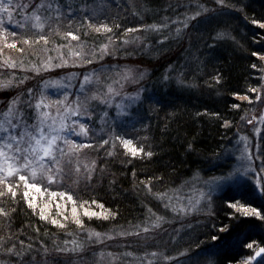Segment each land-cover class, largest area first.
I'll use <instances>...</instances> for the list:
<instances>
[{
    "label": "snow or ice",
    "instance_id": "snow-or-ice-1",
    "mask_svg": "<svg viewBox=\"0 0 264 264\" xmlns=\"http://www.w3.org/2000/svg\"><path fill=\"white\" fill-rule=\"evenodd\" d=\"M129 7L136 16L149 10L139 6L136 0H0V264H60L62 259L64 264H85L89 252L93 264H159L161 258L173 259L156 249L136 250L127 244L116 245L123 247V251H113L105 243L118 237L141 234L147 237L161 229L167 218L151 205L144 219L135 225L101 232L91 227L85 217L110 220L117 216L116 211L99 199L84 200L69 191L52 190V185H62L66 178L77 184L81 180L91 184L110 175L109 183L114 187L117 176L110 171L105 158L122 155L121 163L131 164L133 160L157 155L148 143L145 105L154 111L170 101L164 96L149 95L141 84L149 69L135 64L107 63L106 58L115 57L119 61L132 56L159 55L166 41L179 42L190 30H196L200 32L204 51L195 50L196 54L191 56L194 66L177 67L170 62L160 80L165 86L174 83L182 89L198 87L199 76L206 74L209 61L220 59L216 55L219 46L230 37L228 29L220 26L223 24L220 17L229 15L230 11H243L245 6L239 0H176L175 8L168 4L165 9H171L174 15H164L160 22L125 27L120 15H113L112 10L126 13ZM181 8L183 11H179ZM251 23L264 29V19L252 18ZM12 25L15 27H10ZM155 35L159 36L158 41H154ZM189 47H192L191 42ZM253 55L264 60V51H255ZM258 67L264 73V65H251L252 69ZM66 68L80 71L62 74L56 71ZM189 69L193 72L191 78L187 74ZM224 79L223 69L214 67L213 74L208 75L204 83L215 87ZM129 83L139 87L133 92L124 91ZM249 90L255 95L233 91L232 96H239L250 106L253 101L264 103V84L249 86ZM232 108L239 109L241 104L233 103ZM203 114L222 119L226 129L235 123L207 108L196 113L197 116ZM169 115L174 116L175 111ZM248 117L245 111L241 121L264 125V111L257 115L253 107L251 118ZM120 128L142 130L145 135L130 137L119 131ZM253 130L257 134L255 140L237 129L236 143L229 141L230 147L225 149L228 159L232 153L236 154L235 167L224 176L210 178L206 182L210 185L207 192L199 190L195 199L180 195L185 188L196 191L188 187L187 181L163 190L154 187L155 181L162 180L159 176H147L139 184L146 194L177 216L199 211L202 200L209 202L210 210L211 193L221 184L249 177L254 182L253 194L264 200V145L261 143L264 132L255 126ZM185 151H196L194 142H188ZM217 158L224 156L218 153ZM256 160L260 163L256 164ZM132 176H137L136 169H132ZM198 176L199 170L193 179ZM135 183L134 180V186ZM45 193L71 201L70 210L67 204L61 208L57 200L58 211L53 214L48 202H37L36 194ZM21 203L42 221L56 225L70 239L61 240L56 236L49 245L35 235L27 240L21 238L26 229L24 225H15ZM228 204L236 209L229 215L237 220V213L255 218L248 226L249 232L257 228L264 230V203L254 207L253 203L229 200ZM40 231L36 226L35 232ZM221 232L224 235H214L212 240L223 241L225 246L234 242L230 238L232 227L222 225ZM45 235L56 234L45 228ZM241 235L237 234L235 242L243 244L251 254L240 260L228 259L227 264H264V241L247 235L241 240ZM190 252L191 249H185L182 255ZM215 254L206 249L192 253L207 257L206 264H215L211 259Z\"/></svg>",
    "mask_w": 264,
    "mask_h": 264
},
{
    "label": "trees",
    "instance_id": "trees-1",
    "mask_svg": "<svg viewBox=\"0 0 264 264\" xmlns=\"http://www.w3.org/2000/svg\"><path fill=\"white\" fill-rule=\"evenodd\" d=\"M239 2L245 6L243 11H230L229 15L220 17L223 21L220 26L228 29L230 37L219 46L216 55L220 59L209 61L205 69L206 74L199 76L198 87L182 89L177 88L174 83L165 86L160 80L161 74L168 63L173 62L177 67L187 66L189 65L187 54L190 51L199 48L203 53L200 32L196 30L190 32L189 37L196 36L199 39L189 50L187 48L180 52L175 50V54L174 52L172 54V50L169 51L170 47H168L161 48L159 55L130 57L133 60L138 59L140 63L137 65L142 69L147 68L150 70L145 80L141 81L146 89L151 87V91L154 90L148 94H155L157 97L164 96L170 103L166 106L162 105L154 111L148 110V105H145L144 123L149 125L147 134L150 139L148 143L152 144L153 150L156 151L157 155L155 157L144 160L136 159L131 164L121 163L124 159L122 155L105 158L109 161L110 171L117 176V183L114 187L110 186L109 181L112 179L110 175L105 176L100 182L93 181L89 184L81 180L71 189L66 187L67 191L70 190V193L74 196L84 200L99 199L107 208H111L118 213L114 219L110 220L98 218L89 220L85 217L86 222L91 227L97 230L113 231L114 228L120 226L128 228L130 224L135 225L141 218L143 208L145 209L148 205L158 206L159 203L154 197L146 194V190L139 184V181L147 176H159L162 177V180L154 182L156 190H163L167 187L174 188L189 175L196 173L197 170L207 169L208 164L216 162L217 154L221 155L228 146V142L234 138L236 126L241 116L249 108L246 106L247 101L240 100L238 96H232V92L239 91L241 94L249 93L254 96V93H250L249 86L257 87L264 80V73L261 72L260 67L257 69L251 68L253 63L262 65L260 57L254 56L253 52L264 51V29L260 28L259 25H253L251 19H264V0H239ZM136 3L141 7H147L149 10L143 12L141 16H136L130 7L126 13L113 8L112 14L118 13L125 27H134L140 23L160 22L162 16L174 15L171 9L167 11L165 9L168 4L175 8L176 0H136ZM179 11H183V9L181 8ZM213 27H216V25H213ZM132 35H135V33ZM157 36H154V41H158ZM231 37H235V39L233 40ZM185 38L187 39V37ZM182 40L185 39L182 38L179 42L169 40V42L175 41L177 49H180ZM131 50L130 47L129 51ZM114 60H116L115 57L111 60L106 58L107 63ZM119 60L126 62L127 59L120 58ZM191 65L194 66V64ZM214 67L223 69L225 79L221 85L209 87L204 81L208 75L213 74ZM187 74L191 78L193 72L189 69ZM233 103L241 104V108H232ZM204 108H207L209 112H219L224 119L233 120L235 123L226 129L223 126L222 119L207 114L197 116L196 113L202 112ZM173 111H175V115L170 116L169 114ZM262 132H264V128ZM144 135V131L135 130L132 137ZM190 141L194 142L196 151L189 153L185 149ZM261 143L264 145V140ZM100 155L104 158L103 153ZM258 163H260L259 160ZM132 169H136L137 176L135 178L132 176ZM134 180L136 182L135 186ZM62 187L64 190L65 185H62ZM247 191L246 189H240L233 196L227 197V201L232 200L237 195L238 201L253 203L254 207L264 203L263 200L253 201ZM64 201L63 204L65 205ZM68 202L70 203V201ZM68 202L67 205L70 210L71 204L69 205ZM215 210L216 214L212 213V216L205 220L208 223L205 228L211 229L214 226L212 224H215V229H211L210 239L218 232L216 226L221 231L222 225H229L233 229L239 228L245 233L247 232V236L251 234L249 236L251 239L264 241V230L257 228L255 229L257 230L256 234L248 231V226L255 219L254 217H245L237 213L239 216V220H237L236 217L229 215V212H236V209L231 208L227 202L223 203L222 201H219ZM53 214H55V211ZM67 214H70V211ZM15 225L16 227L24 225L26 231L21 238L25 240L35 235L51 245L56 236H59L61 240L66 238L64 231L50 222L42 221L39 216L32 214V210L27 208L24 203L20 204V211L16 214ZM36 226L41 229L39 233L35 232ZM72 227L75 229L76 226L73 225ZM45 228L56 235H45ZM221 233L224 235L223 232ZM221 233L219 232L222 236ZM220 246L225 245L220 244ZM244 251L240 255H244ZM221 254L217 255L215 264H227L225 261L228 258L225 260V257L228 251L225 252V256ZM240 255H235L233 258L238 260ZM60 264H64L63 259Z\"/></svg>",
    "mask_w": 264,
    "mask_h": 264
},
{
    "label": "rangeland",
    "instance_id": "rangeland-1",
    "mask_svg": "<svg viewBox=\"0 0 264 264\" xmlns=\"http://www.w3.org/2000/svg\"><path fill=\"white\" fill-rule=\"evenodd\" d=\"M235 12V11H234ZM14 28L15 26L12 25ZM193 30H190L192 32ZM189 32V34H190ZM187 37V39L185 38ZM185 40H182V47L180 49H177L175 41H166L163 46V48H168V50H172V54L175 50H178L180 52L181 50H189V44L191 42V45L196 43L199 39V37L196 36H184L183 37ZM157 39L159 40V36H157ZM168 51V52H169ZM196 52L194 50L190 51L189 54H187V61L188 64H194L193 61H191V56L195 55ZM117 62H121L120 64H139L140 61L138 59H131L128 58L126 62L124 60H119L117 61H111L110 63L115 64ZM262 65H264V60H261ZM89 68L93 67V65H89ZM68 69V70H67ZM142 69V68H141ZM57 72H61V74L64 71H79V68H66L64 70L57 69ZM262 84H264V80L262 81ZM138 88V85L135 83H129L125 85L124 91L128 92H133ZM151 87H148V93H152L150 89ZM50 91L54 92V89H50ZM255 95V93H254ZM240 99V97L238 96ZM116 100H120V97H116ZM241 100V99H240ZM247 108L249 117L251 118V113L253 110V107L256 108V114L259 115L260 112L264 111V103L256 102L253 101V104L250 106L249 102L247 101ZM114 114L115 109L113 108L111 110ZM245 114V113H244ZM254 126L255 127H260L261 131L264 128V125H260L257 122H253L252 125L247 124L246 121H239L237 124L236 128L240 130V132L246 133L249 137H252L254 140L257 138V134L254 132ZM237 129L235 131V136L237 134ZM119 131L121 132H126L130 137H132L135 129L131 128H120ZM234 138L231 140V144H235L236 140ZM230 147L229 143L226 148ZM225 148V149H226ZM221 156H224L223 159H218L216 162H212L208 164L207 169L199 170V176L193 179L196 173H193L189 175L187 178H185L179 185H182L183 182L187 181L188 182V187L189 188H194L196 191H188L187 188L183 189L180 193L182 197H193L195 199L196 194L199 190L203 189L205 192H207L208 188L210 187L208 182L210 178L212 177H217V176H224L228 172H231L233 168L236 165V154L232 153L231 154V159H228L227 156H225V150L221 154ZM256 164L258 163V160L255 161ZM215 164V165H214ZM206 168V167H204ZM62 185H65V189L63 190ZM62 185H52V190L55 191H67L66 187H69L70 189L76 185V183L73 182L72 179H65ZM176 186V187H177ZM175 188V187H174ZM253 188H254V182L251 180V177L247 178V180H241L240 182H226L221 184L215 191L211 193L212 200H211V209L209 210L208 208V201L202 200L201 204L198 205V208L200 209L199 211H193L188 215H180L177 216V214L173 213L170 209H165L163 207V204L159 201L158 206H152L157 212H159L161 215L166 216V221L163 223L161 229H157L154 233L150 234L149 236L145 237L143 234L139 237H128V238H123V237H118L115 240L112 241H106L105 243L112 248L113 251H123V247L117 248L116 245H124L127 244L128 246L136 249V250H152L156 249L160 252H162L164 255L173 257L172 260H163L162 258L159 261V264H206L207 257L205 256H194L192 253H200L202 249L206 250H211L214 251L216 254L211 257L214 261H216L217 255L222 253L224 256L226 255L225 252L228 251L227 256L225 257V260L228 258H233L235 255H240L243 253L244 249V255H240L238 260H240L242 257H245L247 255H250L251 252L249 249L243 246V244L236 243L235 239L237 234H243L240 236V239L243 240L244 235L247 234L244 231L240 230L239 228H234L233 232L231 233V239L234 241L232 244L228 245V247L225 246H220V244H224L223 241H214L212 238L210 239V234H211V229H215V224L213 223L211 229L205 228L208 223L205 222L206 218L209 219L212 216V213H215V209L217 207V204L219 201L227 202V197L233 196L235 193L240 191V189H246L248 192L247 194L250 196V198H253L254 200H262L258 194H253ZM70 192V190H69ZM37 195V202H48L49 203V208L51 209L52 213L55 211V213L58 211L56 208V202L59 200V203L62 206H64L63 201L65 199H61L60 197H55L52 198L50 196V193H45L44 195ZM233 201H238L237 195L234 196L232 199ZM264 201V200H263ZM65 202V201H64ZM68 201L65 203L67 204ZM185 202L187 200L185 199ZM69 203V202H68ZM71 204V201L69 205ZM147 208L148 206L141 212V218L138 220L141 221L144 219L146 213H147ZM241 214V213H240ZM137 222V223H138ZM210 226V225H209ZM208 229V230H207ZM210 230V233L208 234V231ZM221 230V229H220ZM101 232H111V230H98ZM216 231L215 233L216 236H221L219 232V229L216 226ZM257 230L252 231V234H256ZM222 234V233H221ZM198 235H200L198 237ZM223 235V234H222ZM248 236H251L248 235ZM69 238L70 237H66ZM199 245V247H197ZM234 246V247H233ZM185 249H191V252L185 255H182V253H185ZM224 252V253H223ZM249 252V253H248ZM218 253V254H217ZM221 254V255H222ZM92 253H88V259L86 260L85 264H93L92 262ZM222 257V256H221ZM230 257V258H229ZM227 259V260H228ZM227 260L225 262H227ZM254 264V262H253Z\"/></svg>",
    "mask_w": 264,
    "mask_h": 264
}]
</instances>
